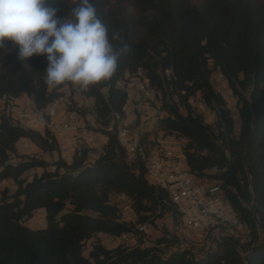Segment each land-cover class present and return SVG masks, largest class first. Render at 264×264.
I'll return each instance as SVG.
<instances>
[{"label":"trees","instance_id":"16d2710c","mask_svg":"<svg viewBox=\"0 0 264 264\" xmlns=\"http://www.w3.org/2000/svg\"><path fill=\"white\" fill-rule=\"evenodd\" d=\"M131 1L135 14L117 2L91 0L97 15L131 46L110 79L84 92L93 99L105 137L93 160L88 162L89 150L80 148L66 162L50 132L0 116V182L11 180L15 186L8 195L0 189V264H264V0ZM48 2L59 9L61 18L76 5L71 0ZM7 44L8 52L0 49V97L23 94L36 109L57 99L62 86L51 89L43 79L46 58L21 61L18 46ZM210 62L237 98V134L229 108L210 82ZM138 69L161 94L160 110L165 112L140 138L160 131L185 139L182 156L188 170L221 181L233 211L249 226V241L224 237L199 256L187 249L163 255L156 247H140V240L133 247L110 249L94 243L83 254L85 242L96 234L119 237L132 232L133 227L117 220L111 193L125 195L141 223L154 224L153 219L165 213L180 216L173 203H164L167 192L148 183L143 162H126L125 149L116 138L126 103V90L116 84ZM194 94L215 113L213 123L193 112L189 99ZM173 96L176 100L167 99ZM20 139L44 152L56 151V160L18 155ZM11 155L18 161L10 162ZM32 168L41 171L29 180L22 176ZM211 170L215 173L209 174ZM39 208L44 210L45 226L28 228L22 222Z\"/></svg>","mask_w":264,"mask_h":264},{"label":"rangeland","instance_id":"374dc122","mask_svg":"<svg viewBox=\"0 0 264 264\" xmlns=\"http://www.w3.org/2000/svg\"><path fill=\"white\" fill-rule=\"evenodd\" d=\"M78 0H71L74 5ZM120 3L128 12L135 14L136 11L133 7L131 0H109V4ZM212 67L210 74V82L213 89L218 92L224 99L227 108L231 112V116L234 122V131L237 134L239 129V117H238V103L237 98L233 95L231 89L228 87L227 81L222 76L218 68H214L212 63H209ZM131 73H125L122 80H119L116 84L117 87L125 89L124 82L126 77ZM61 95L57 98V110L61 115H73L75 121L78 122L77 128L85 131L88 134L89 140L82 139L79 137V142L75 145H70L69 149L63 146L61 139L56 141L59 148L60 155L64 158L66 162H70L75 151L82 148H87L88 157L87 161L90 162L94 156L99 154L101 145L100 138L103 133L100 129H103L100 124L97 123L96 117L93 111V99L85 95V90H81L78 86H73L70 83L66 86H62L59 89ZM105 92V89H103ZM22 95L18 96L16 104L22 103ZM129 99L126 101L124 110L127 113L124 118L125 122L130 126L133 132H139L140 136L144 133L152 130L153 125L157 122L160 116H164L165 112L160 110L161 107V94L155 93L151 99H146L141 96L140 92L136 88H131L129 90ZM244 95L248 97V93L244 92ZM25 98V97H24ZM27 100V98H25ZM169 100H176L175 96L167 98ZM92 100V101H91ZM28 102V100H27ZM199 94H194L191 99V104L193 112L199 114L205 123L211 124L215 119V113L205 107L200 105ZM34 106V104L31 102ZM9 102L3 96L0 97V116L5 115L8 112ZM35 107V106H34ZM45 108V107H44ZM41 108L39 110H42ZM36 109V108H35ZM181 110V109H180ZM150 111L152 112L150 116ZM184 112V111H182ZM8 116V115H7ZM46 116H43L45 119ZM152 118L154 122H152ZM58 119V116L56 117ZM59 120V119H58ZM64 120H69L64 119ZM123 122V120H122ZM120 124V122H119ZM111 129L110 127L108 128ZM44 131V130H43ZM43 133V132H42ZM151 133H155L152 131ZM144 143H150L153 146H162L171 150L176 155L182 154V147L185 144V139L176 135L175 133H169L162 135L159 131L157 136L150 134L144 138H141ZM17 154L18 155H28L36 158H42L49 162L56 160L58 154L56 151L44 152L32 144L28 139H20L17 143ZM67 151V152H66ZM136 160V159H135ZM134 160V161H135ZM18 156L11 155L10 162H17ZM133 160H129L126 157V162L128 164H133ZM53 169V168H51ZM41 169L32 168L22 176H26L29 180L34 173H39ZM209 174H214L215 170L208 172ZM209 176V175H208ZM210 180L211 177H209ZM0 189H6L7 195L13 193L15 186L11 180H4L0 182ZM109 202L116 208V214L118 215L117 220L120 222L127 223L128 226L133 227L132 232L122 234L119 237H114L109 234H96L89 240H87L83 246V254L87 255L94 243H100L107 249L114 248L118 245H125L129 247L136 246L139 243L140 247H156L160 250L163 255H167L172 251L187 249L192 252L195 256H199L205 251H208L215 246V242L220 240L217 233L208 232L207 234L200 233L191 229L189 226L184 224V221L179 217H173L170 213H165L162 216L154 218V224L148 222L141 223L139 221V215L134 211L131 206V201L123 194L111 193ZM149 214V213H147ZM151 219V217L149 218ZM25 226L31 229L41 228L45 226V213L42 208L36 209L32 212L29 219L22 222ZM165 240L159 243L160 240Z\"/></svg>","mask_w":264,"mask_h":264},{"label":"clouds","instance_id":"9594fccd","mask_svg":"<svg viewBox=\"0 0 264 264\" xmlns=\"http://www.w3.org/2000/svg\"><path fill=\"white\" fill-rule=\"evenodd\" d=\"M48 0H0V49L18 46V59L44 56L45 84L81 90L110 79L122 55L131 52L121 32L110 29L91 0H78L67 18ZM115 42H119L120 47Z\"/></svg>","mask_w":264,"mask_h":264},{"label":"built area","instance_id":"2783aa9c","mask_svg":"<svg viewBox=\"0 0 264 264\" xmlns=\"http://www.w3.org/2000/svg\"><path fill=\"white\" fill-rule=\"evenodd\" d=\"M126 79L123 81L126 101L130 97L131 88H136L146 99H151L157 93L150 87L140 69L128 75ZM3 97L9 102L6 115L13 124L32 127L30 122L39 115L43 130L50 132L56 141L63 139L69 131L76 130L72 121L56 119L58 99L39 110L25 98L22 103L16 104L17 97ZM191 99L192 97L189 99L190 103ZM200 102L203 106L201 100ZM43 116L46 118L43 119ZM115 117L118 118V115L115 114ZM116 138L125 149L127 159H139L143 162L148 183L167 192V200H164V203L169 202L176 206L185 225L204 234L214 231L220 239L230 237L239 243L249 241V226L233 211L224 195L220 180L196 176L188 170L182 154L176 155L165 147L144 143L139 132H133L127 123L117 125Z\"/></svg>","mask_w":264,"mask_h":264},{"label":"crops","instance_id":"0c3cea01","mask_svg":"<svg viewBox=\"0 0 264 264\" xmlns=\"http://www.w3.org/2000/svg\"><path fill=\"white\" fill-rule=\"evenodd\" d=\"M24 95H22V99H24ZM28 100V102L29 103H31V100L28 98L27 99ZM92 101V100H91ZM125 114L127 115V113L125 112ZM151 114H152V112L150 111V116H151ZM58 116V119L59 120H64V119H69L70 121H72L73 122V124L76 126V130L75 131H69L67 134H66V137H65V139L62 141V143H63V146H65V148H67V150L69 149V147H70V145L72 146V145H75L76 144V142H79L80 140H79V137H82V139H84L85 138V140H89V138H87V137H89V135L88 134H85V131L84 130H81L80 128H77V125H78V122H76L75 121V117L73 116V115H61V114H59L58 112L56 113V117ZM122 120H123V122H122ZM121 121H120V123H128V122H125V119H122ZM152 122H154V119L152 118ZM30 124H31V128H33V129H36V130H38L39 132H43V123H42V119L39 117V115L36 117V118H34L31 122H30ZM104 139H105V137L104 136H102L101 135V138H100V145L102 146V144H103V142H104ZM100 151H101V148H100ZM99 151V152H100ZM67 152V151H66ZM97 156V155H96ZM96 156H94V158L96 157ZM93 158V159H94ZM92 159V160H93Z\"/></svg>","mask_w":264,"mask_h":264}]
</instances>
